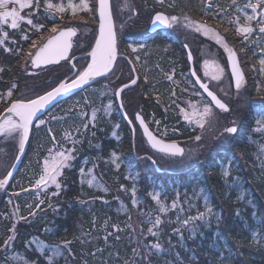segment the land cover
Returning <instances> with one entry per match:
<instances>
[{
	"label": "trees",
	"instance_id": "trees-1",
	"mask_svg": "<svg viewBox=\"0 0 264 264\" xmlns=\"http://www.w3.org/2000/svg\"><path fill=\"white\" fill-rule=\"evenodd\" d=\"M139 1L140 4H143L150 0ZM166 1L167 10L171 14L187 13L193 18L207 19L211 23L228 28L230 32L235 34L232 25L227 24V22L218 23L220 15H217L215 7L211 10H205L211 13L205 15V12L201 11V0ZM214 3L227 6L230 0H214ZM238 3H242V1L238 0ZM152 5L154 6V4ZM92 6L93 14L85 13L84 19L94 26L96 24V5ZM227 15H235L232 8H228ZM213 16L216 18L213 19ZM46 25H48L47 27L50 26L49 23ZM257 39L258 35L254 32L248 41L242 42L241 39L234 41L244 49V64L249 71L247 77L249 94L255 102L251 105L264 104V100H261V96L264 95V74H261L259 64V60L264 58V54L260 51L261 45L253 42ZM120 40V48L122 53L126 55L128 54L126 48L130 46V41L126 38ZM145 44L149 45L152 53H148L145 58L148 65L146 74H143V71L140 74L139 87L141 86L142 109L147 114L146 117L151 118L154 115L159 119L160 124L163 123V126L168 128L166 132H163V128L162 133L156 131L157 136L172 142L191 140L197 135L198 130H190L182 121H178L174 125L171 124L172 121L175 122L172 118L174 105L169 104L167 85L160 84L158 81L159 65L162 61L160 58H164L163 46L167 44L169 48L176 49L178 44L174 38L166 40L161 37ZM14 55L6 56L0 50V69H3L0 71V114L9 106L11 100L6 99L7 90L15 83L17 87L13 89V93L16 94V90L19 91L24 81L17 69L16 54ZM105 81L106 79L96 82L72 98L58 104L39 119L45 120L46 123L39 127L36 124L32 126L20 167L5 189L0 190V245H3L7 235L11 234L8 229L12 228L13 224L16 226V239L12 248L7 251L0 250V264H12L7 255L15 253H20L35 264H45L46 257L36 253L32 247L26 244L33 237L40 238L48 245L60 244L64 240L73 241L70 247L74 256H69L67 259L59 258L56 264H84V261H87V264H102L103 261H106L107 264H123V259L130 257L132 255L131 249L136 246L134 242H130L131 230L125 229V231L118 233L121 236L119 242L114 237H109L106 245L103 237L107 232L112 231V224H119L121 228H125L131 213L127 207H125L127 212L121 211V204L123 203L117 193L121 192L126 195L127 199L125 198V200L130 203L133 187L136 188L138 204L133 208L135 211L134 216L131 217V223L134 219L139 221L144 219L141 212L152 211L155 214L156 205L148 195L149 192L160 193L161 200L164 202L179 200L182 208L183 205L185 206L184 201H187V196L192 194L193 189L197 188L204 189L205 193L208 194L209 206L213 208L215 215L219 214L221 217L219 226L217 220L212 219L206 223L207 225L200 224L194 236L190 237V234L185 231L183 233L184 239H180L170 232L173 227H179L178 224L165 225V234L161 238L165 251L158 260L154 259V264H220L221 251L224 252V256L229 257L224 260V264H264V223H262L264 220V154L259 152V146L264 145V134L253 132L255 125L250 105L247 107V114L244 116L242 125H240L241 134L233 139L226 151L212 159L210 158L202 165L200 164V168L177 172L169 176L156 171L143 172V169H147L151 163L148 160H143V156L138 157L136 154L137 150L132 141V132L127 123L120 115L112 116V124L104 121V117L100 116L101 118L97 121L95 128L89 126L83 135L78 136L82 143L78 145L79 150L75 153L76 158L72 161V167L65 169L64 175L60 178L62 183L60 194L52 196L51 193L56 189L51 187L41 195L38 202L33 201V195H29L33 193V184L27 180V175L31 168L35 171L38 170L39 161L44 159L47 149L53 146L51 137L48 135L49 129L52 130L58 141L65 144L66 147H71L70 144L63 141L61 135L65 130L82 127L83 124L76 112L66 111L67 115L74 116L76 114L73 120L74 125H66V118H60L59 121L53 122L52 119L56 116L52 117L51 112L62 107L67 108L74 103H83L85 99H89L86 94L93 89L102 87ZM258 87L259 93L257 92ZM28 88L26 86L27 95L25 96L30 93L35 94V91L41 92L40 87L31 88V90ZM3 97L5 98L3 99ZM111 98L115 101L113 97ZM84 105H86L85 102ZM150 111L151 113H149ZM62 113L59 114V117L63 115ZM151 126L150 129L152 130ZM1 139L3 138L0 137ZM250 139L255 143L250 142ZM112 152L121 157L119 169L111 163ZM142 161L147 165L143 169L140 166ZM93 164H95V172L107 188L106 192L81 184L80 169L84 168L87 171L93 168ZM225 167L229 168L231 174L233 172V178L230 177L227 182L221 175L222 169ZM137 173L139 174L137 179H126V177L135 176ZM122 185L125 191H121ZM23 189H28V191H23ZM240 192L246 195V199L243 201L238 199ZM14 193L18 195H14ZM25 197L26 199H24ZM41 200L44 203L40 204ZM26 201H29V206L28 202L25 204ZM16 203L21 214L14 220L11 218L10 209ZM37 204H40L39 208L35 207ZM200 206H197L198 211H202ZM178 210L180 209L177 208L174 211L175 219L179 214ZM33 211L35 216H29V213ZM194 213L192 211L187 212L189 215ZM254 213L255 215H253ZM20 216L27 217V220L19 219ZM106 220L109 223L105 229L104 222ZM93 221H95V226ZM148 226L147 224L142 225L145 234ZM215 233L220 234V242L215 248H211ZM145 242H155V240L148 236ZM97 248L104 251L98 252L94 258L86 255V253L95 251ZM169 249H171L170 252ZM117 253L119 259L116 258Z\"/></svg>",
	"mask_w": 264,
	"mask_h": 264
},
{
	"label": "snow or ice",
	"instance_id": "snow-or-ice-1",
	"mask_svg": "<svg viewBox=\"0 0 264 264\" xmlns=\"http://www.w3.org/2000/svg\"><path fill=\"white\" fill-rule=\"evenodd\" d=\"M42 0H0V48H3L5 53H11L13 50L11 47L6 45V41L10 44H16L18 41L11 39L10 33L5 31L3 26L12 30H20L21 25L25 24L29 26L28 29H24V34L20 39L28 41L30 36L28 35L29 30H34L35 33H41L44 28L43 24L34 22L38 16L41 9ZM157 4L163 5L164 0H156ZM202 8L201 11L205 12V15H210L209 11L213 7L217 9V15H220L218 23L227 24L234 26V31L237 36L243 37L244 41H248L254 32L257 33L258 39L253 41L261 45L260 51L264 54V0H243L242 3H238V0H230L227 6H221L215 4L214 0H201ZM228 8H232L235 15L228 16ZM26 9H31L26 15H22ZM71 10V15L73 17L77 16L79 12H91L92 9L89 6L88 0H79V4H73L71 0L65 6L62 3H52L51 0H43V11L45 13L51 14L52 16L60 15L63 19V14L66 10ZM250 10L245 11V10ZM99 17V28L98 35L95 38V45L91 48V51L87 55L91 58L87 66L82 70H76L77 74L75 78L70 81L65 78L59 81V83L53 87L50 91L45 92L43 95H39L34 99H17L10 101L9 106L5 109L7 116L0 114V134H7L13 136V138H18V150L20 154L24 153L25 145L29 140L30 129L33 125L34 119L37 118V114L44 111L49 104L55 101L58 97H62L68 93L73 92L76 89H80L85 85H88L91 81L95 80L99 76H105L114 70V63L117 59V44H116V32L114 31L113 14L109 4V0H98V8L96 9ZM132 15H137L135 9L132 10ZM241 17H243V23H241ZM216 17L213 16V19ZM151 25L153 28L162 29H176L177 27L190 29L202 35L208 36L214 39L216 44L220 45L224 52L227 54L228 64L231 68V77L235 84V89L237 93L240 92L244 85L245 79L244 74L241 71L239 60L237 58V52L230 48L226 42L225 37L210 28L207 22H194L187 15L182 17L176 15H169L164 12H156L151 18ZM229 29H225L228 31ZM49 35L47 38L43 34L39 35L37 40L31 41V49L34 51H29L26 55L30 59L33 67H40L42 65L49 64H59L62 60H68L69 63V53L73 47L72 37L76 35V29L73 27L61 28L55 21H53V26L48 30ZM131 47V46H130ZM184 47L188 49V45L185 44ZM244 49L242 48L241 51ZM21 50H17V55L20 54ZM133 53L137 52L135 47H131ZM136 61H139V57H136ZM188 61L191 64L193 61V56L191 51H188ZM130 64L132 60L128 61ZM260 72L264 74V58L259 60ZM204 77L210 78L212 81H221L225 74V68L222 67L215 60L205 59L202 65ZM72 69H76L73 64ZM3 71V69H0ZM136 69L133 68L132 72L135 73ZM191 76L194 78L195 84L199 86V89L203 90L208 98L205 100L201 106L194 103L188 104V109L180 108V113L182 118L189 126H195L196 128L205 130L206 125L211 127L216 120V111L218 109L221 113L230 112V107L225 103L217 94L210 89L209 83L203 82L201 77L198 75L195 69H191ZM169 81L173 80L172 75H167ZM147 81V78H145ZM131 85L137 83L136 79H131ZM129 84H124L122 87L115 89L114 96L117 101H120V110H124V105L121 99V94ZM17 85L13 83L11 88L6 92V97L11 98L13 96V89ZM260 89L257 88L259 93ZM195 95H200L199 91L194 93ZM175 95V92L172 93ZM261 100H264V95L261 96ZM85 104L90 103L85 99ZM214 106V107H213ZM112 103L109 102L106 105H102L101 108H92L91 113H80V118L83 120L87 117V120L82 124V127H76L71 130H65L62 135L63 141L71 145V147H66L65 144L57 140L56 136L53 134L52 130L49 129L48 135L51 137L52 147L47 149V155L42 161L41 173L35 180L33 185L34 189H39L45 191L49 186L54 185L56 191L51 193L52 196H58L62 188L61 177L64 175L65 169H70L72 167V161L75 160V153L79 150L78 145L82 143L78 136L83 135L89 126L95 128L97 126V121L99 119L98 112H103L105 116L110 115L112 111ZM253 116L254 125L253 132L264 134V104L260 105H250L249 106ZM71 110V109H70ZM125 119H128L125 115ZM135 120L139 122L140 128L143 130L144 137L147 140L148 145L156 153L160 154V157L164 161H174L176 158H186V153L184 148L180 147L177 143H165L163 140L158 139L150 130L140 113H137ZM43 120H39L36 125L39 127L44 124ZM131 124L132 121L129 120ZM159 124V121H156ZM239 132V128L236 121L231 122V126H225L221 133V136L225 137H235ZM202 135L195 136L196 141H200ZM250 142L255 143V141L250 139ZM259 152L264 154V145L259 146ZM190 155V154H189ZM149 159L154 165H158V161L152 156L142 157V159ZM20 159V155L16 156V160ZM111 163L115 165L117 169L120 167L121 157L112 152ZM11 167H15L12 164ZM95 164H93L92 169L85 171L84 168L80 169L81 173V184H87L89 188H96L101 192H106L107 188L100 182V180L93 174ZM138 173L135 176L126 177V179H137ZM222 177L225 182L230 178L229 168L222 169ZM12 176V172L8 171L7 175L3 179H0V189H3L9 182V178ZM235 184V181H234ZM23 191H28V189H23ZM121 191H125L123 185L121 186ZM14 195H18L14 193ZM148 195L155 202L156 209L155 214L152 211L141 212V215L145 217L138 222V224L133 225L131 223V216H129V221L125 224V228H121L119 224H112V231L107 232L103 237L105 244L107 245L109 237H114L117 242L121 240V236L118 233L125 231V229L131 230V240L130 242L135 243V247L131 249L132 255L123 259V264H154V259L158 260L159 256L164 253L165 249L161 243V238L164 236V226L172 223H176L179 227L173 228V235L178 236L180 239H184L183 233L187 231L191 236H194L199 229V224H206L210 222L215 213L213 208L208 205L207 196L205 195L204 189H200L198 196H203L205 200L204 210L197 211L196 215H186L184 217L177 216L175 222L171 220H165L163 217L168 214L170 210L177 209V201L173 200L171 204L165 203L161 200L160 193L149 192ZM238 199L243 201L246 199V195L243 192L238 194ZM44 203L43 200L40 204ZM189 208L192 207L190 201H186ZM40 204L35 207L39 208ZM138 204L136 197V188L132 189V206L136 207ZM51 207V205H49ZM182 210V209H181ZM121 211L127 212L128 210L121 204ZM255 215V213L253 214ZM29 216H35V212H30ZM239 216V213H237ZM19 219L27 220V217L20 216ZM221 217L216 216V220L219 226V221ZM199 222V224L197 223ZM108 221L104 222L105 229L108 227ZM264 223V220H262ZM147 224V233L145 234L142 225ZM95 226V221H93ZM137 229L139 232L137 233ZM16 226L13 224L12 228L8 229L11 233L7 235L0 245V250L7 251L12 248L15 237ZM47 231V229H46ZM151 236L154 238L155 242H145L147 237ZM255 239V236L253 237ZM220 242V234L215 233L212 238L211 248H215ZM73 241L64 240L60 244L48 245L39 238H32L27 241L26 244L31 247L35 246V251L46 257L45 264H56L59 258H65L69 256H74L71 244ZM83 243V241H82ZM226 247V246H223ZM104 250L97 248L95 251L86 253L93 258L98 252L102 253ZM171 249H169V252ZM110 255H112L110 253ZM221 262L224 264V260L229 257L224 256V252H220ZM116 258L119 259V254H116ZM14 261H22V264H35V262L29 261L26 257H21L19 253H16L13 257ZM87 264V261H84ZM102 264H107L103 261Z\"/></svg>",
	"mask_w": 264,
	"mask_h": 264
},
{
	"label": "rangeland",
	"instance_id": "rangeland-1",
	"mask_svg": "<svg viewBox=\"0 0 264 264\" xmlns=\"http://www.w3.org/2000/svg\"><path fill=\"white\" fill-rule=\"evenodd\" d=\"M93 1L88 0L89 6L92 9L91 12H79L77 16L73 17L71 15V10L68 9L63 14H61L63 16V19H61L60 15L52 16L51 14L45 13L43 11V0H42L39 16L34 22L43 24L44 28L41 30V33L39 34L35 33L34 30H29L28 35L30 36V39L28 41H24L20 39V37L24 34V29H28L29 26L22 24L20 30H12V29L7 28V26H3L4 30L10 33L11 39H15L18 42L16 44H10L9 42L6 41V45L11 47L13 50L11 53H5L3 51V48H0V50L6 56L8 55L15 56L14 54L16 53L14 51L17 52V50L22 49L19 55L16 54L15 59H16V65H18L17 69L20 75L24 78V81L22 82L19 88V91L16 90L17 91L15 92L16 94H14L11 98L6 97V99H9V100L11 99L12 101L17 100V99H25V100L34 99L37 96L41 95L43 92H46L47 90L53 88L55 85L59 83V81L64 80L65 78L71 80L77 74L76 70L81 71V69H84L87 66L89 62V58H90L87 55V53L91 51V48L95 44V38L97 36V31H96V28L92 25V23H89V21L83 19L82 17H80V15L81 14L83 15V13H86V14L89 13L90 15L93 14L94 9L92 5H96V0H93ZM51 2L52 3H62L63 5L66 6L69 3V0H62V1H52L51 0ZM71 2L73 4H79V0H74ZM133 9H135L137 12V15L135 16L132 15ZM111 10L113 14V21H114L115 28H116V37H117L118 45L120 44L119 41H121L120 40L121 38H126L128 40H131L132 38H142L145 35H147L148 25L150 23L152 15L154 14L153 10L145 7L143 4H140L138 0H112ZM30 11L31 9H26L21 14L26 15ZM245 11L250 12V10H247V9ZM178 16L182 17L183 15H178ZM191 20L194 22H207V19H202V18L200 19L195 18ZM53 21H55V23L61 28L73 27L76 29V36L74 37L73 43H72L73 47L69 53V58L71 62L69 63V61L66 60L65 62L61 61L59 64L55 66H44L42 68L34 69L32 67L30 59L26 55L29 51H34L33 49H31V41L37 40L40 34H43L45 38H47V36L50 34L48 30L53 26ZM48 22H51L49 27L45 26V24H48ZM207 25L210 28L218 31L221 34V36L225 37L226 42L228 43L229 47L234 49L237 52L238 54L237 58L241 66V70L243 71L245 82L240 92L237 93L236 89L233 87V82H232V78L229 72L228 64L226 63V60H225V58L227 57V54L224 52L223 48L220 45L216 44L214 39H211L208 36L202 35L190 29H184L180 27H177L176 29H169L170 32H167V36L174 38L175 41H178L182 43L183 45L185 44L188 45L189 50L191 49V52H192L193 65L196 67L202 81L209 83L210 89L214 91L217 94V96L221 98L225 103H227L231 109L230 112L228 113H221L219 112L218 109H215L217 113L215 122L213 123L211 127L206 125L205 130L203 131L199 128H196L195 126H189L182 118V115L180 113V108H185L186 110L190 111V109H188L189 103H194V104H197L198 106H201L202 103L207 99H205L201 94L195 95L194 93L198 91H196V89L189 82L185 81L182 83L178 80L176 81V79L174 78L173 80L170 81L171 82L170 87L169 85H167L168 93H169L168 95L169 96L171 95L169 104L171 106L174 105L173 106L174 109L172 108L173 110L172 118L175 121V122L172 121L171 124L174 125L178 121H182L185 125L189 127L190 130H193V129L198 130L197 135H202V139L200 141H196L194 137L193 139L188 140V141L177 142L180 147L184 148L185 153H186V158H176L174 161L166 162L161 159L160 154L153 153L148 148L147 143L142 138L141 129L139 127L138 122L135 120V116L137 113L141 114L144 121H146V124L149 127V129H150V126L152 125L151 127L153 129L152 130L150 129V130L155 134H156V131H159V133H162V128H163V132H166L168 131V128L164 127L163 123L160 124L159 119L156 118L154 115H152L151 118H149V116L146 117L147 114L143 111L142 105H141L139 84L131 85L130 83L133 77V73L129 67V63L127 62V60L123 56L121 58L120 53H122L123 51L120 48V45L117 46L118 47L117 52L120 57L118 58L116 62V66L113 72L111 73V75L105 78L106 81L102 87H100L99 89H93L86 94V96H88L90 99V100L87 99L88 101H90V103L84 105V101H83V103L82 102L74 103L67 108L62 107V108H59L58 110L55 109L53 112H51L52 117L56 116L54 119H52V121L57 122L59 121L60 118H66V121H67L66 125L68 124L74 125L75 122L73 120L76 114L74 116H71V115H67L68 114L67 112H72V111L76 112L77 115L80 117V113L90 114L92 108L94 107L101 108L102 105H106L109 102H111L113 107H112V111L110 115L105 116L103 112L101 111V112H98V117L99 119L101 117H104V121L108 122L109 124H112V121H111L112 116L119 115V111L116 106V101H113L111 97L115 99V96H114L115 89L123 86L124 84H129L130 86L126 88L124 92L121 94V99L124 105V112L128 117L127 125L129 126V129L132 132V141L134 144V148L137 150L136 154L138 155V157L139 156H143V157L152 156L158 161V165H154L151 162V160L144 158L145 160H148L152 166L150 165L148 166L147 169H143L144 166H147V165L144 161H142L140 163V166L143 169V172L156 171L159 173H163L165 176H169L177 172L178 173L185 172L190 169H194L198 167L200 168L202 163H204L205 161L209 160L210 158L212 159L215 156H218L219 154L226 151L229 148V146L232 144L233 139H235L238 134H241L240 132H242L241 131L242 129H240V125H242L244 116L247 114L246 113L247 107L255 103L254 100L251 98L252 97L251 94H249L250 89H249V84L247 80L249 71L247 69L248 67H246L244 64V54H243V51H241L242 48L240 47V44L234 43L235 40L238 41L239 39H241L243 42L244 41L243 37L237 36L236 34L230 32L229 30L225 31L226 27H222L219 24H216L213 22L212 23L207 22ZM233 29H234V26H233ZM136 49H137V52L133 53L131 51V47L126 48V50H129L130 54L132 53V57L134 56L139 57L138 64L141 65L140 57L143 56L142 54L143 49L141 48H136ZM205 59L210 60V61L215 60L222 67L225 68V74L221 81L219 82L212 81L210 80V78L204 77L202 65ZM133 60L135 61V63H137L136 58ZM73 64L76 66L75 70L72 69ZM31 71L32 72L36 71V72L32 73ZM142 82L144 83V81ZM26 86L29 87L28 90H31V88L36 89L40 87L41 92L35 91L36 92L35 94L30 93L28 94V96H25L27 95V92L25 90ZM172 90H174L175 95H172L173 93ZM4 98L5 97H3V99ZM173 101L174 102L177 101V103H175L176 105L173 104ZM61 112H63L62 113L63 117L62 116L59 117L60 116L59 114ZM79 120L84 123L85 120H87V117H84L83 120L80 118ZM129 120L132 121L131 124L129 123ZM233 120L236 121V124L239 128V132L234 138L228 137L226 139L225 137L221 136V133L225 126H231V122ZM43 121L45 122V120ZM156 121H159V124H157ZM38 123L39 122H36L35 124L37 125ZM114 125H117V124H114ZM1 135H2L1 138L3 139L0 140V179H3L5 175H7V172L10 171V169L12 168L11 166L12 164H14L16 156L19 153V150H18V138H13V136H9L7 134H1ZM42 161L43 159L39 161L40 163H39V168L37 171L31 168L30 172H28L27 180H29L30 183L32 182L33 185L35 183V180L38 178V176L41 173ZM225 168H228V167H225ZM93 174L102 183L101 179L99 178L95 170H93ZM230 174H231V171H230ZM232 174L230 177L233 178ZM232 181H234V179ZM85 185L87 184L85 183ZM51 187L55 188L54 185H51L45 191H41L39 189H34L32 187L33 193L31 192L32 194H29V195H33V201L36 200V202H38L39 201L38 199L41 198V195L44 194L46 191H48ZM199 191H200V188L193 189L192 194L187 196V201L191 202V205H192L191 208H189L188 203H186L185 201H184L185 206L183 205L181 208L179 200H177V205H178L177 208L180 209L178 210L179 211L178 215L180 217L189 215L187 214V212L190 213L191 211L192 213L195 212L193 215H196L198 211L197 206H200V205H201L200 207H202V211L204 210L205 200L203 196L197 195ZM27 193L28 192H26V194ZM117 195L120 198V200H122L124 207H127L128 209H130L131 217H133L135 210H133L134 207L132 206V201L130 203L126 201L125 200V198L127 199L126 195H124L121 192L117 193ZM205 195L207 196V202H209L208 194L205 193ZM24 199H26V197ZM27 202L29 206L30 205L29 201H26L25 204H27ZM165 203L169 205L171 204V202H165ZM186 207L187 209H185ZM175 210H170L168 214L164 216L163 218L165 220H171L175 222L176 221L174 217ZM10 212L12 215L11 218L13 219L17 218L19 214H21L20 210L18 209L17 203L16 205H14V207L13 206L11 207ZM216 216H219V214L213 216L212 218H210V220L212 219L216 220L215 218ZM138 222L139 220H135V219L132 221L133 225L138 224ZM197 223L199 224V222ZM204 225H207V224H204ZM173 228L170 229V232H173ZM138 232H139V229H137V233ZM33 238H37V237H33ZM31 247L33 248V250L35 249L34 245ZM15 254H8L7 255L8 259L12 261V264H22V261H14L13 257L15 256ZM20 256L23 257L21 254Z\"/></svg>",
	"mask_w": 264,
	"mask_h": 264
},
{
	"label": "flooded vegetation",
	"instance_id": "flooded-vegetation-1",
	"mask_svg": "<svg viewBox=\"0 0 264 264\" xmlns=\"http://www.w3.org/2000/svg\"><path fill=\"white\" fill-rule=\"evenodd\" d=\"M52 1H62V0H52ZM71 1H74V0H71ZM242 2H243V0H242ZM139 3H140V1H139ZM151 3L152 2L150 0L149 2H144L143 5L145 7L150 8L151 10L154 11V14L152 16H154L156 12H164L166 14L176 15V16H178V15H187L189 18L195 19L192 16L188 15L187 13L171 14L169 12V10H167V1L166 0H164L163 5L157 4L156 0H153L152 4H154V6ZM84 15H85V13H83V15L81 14L80 17H82L84 19L85 18ZM207 22H210V21L207 20ZM48 23L50 24L51 22H48ZM241 23H243V17H242V22ZM45 26H48V25L45 24ZM96 26H97V21H96ZM167 32H170L169 29H162V28H159V27L155 28V30L152 31L151 30V20H150V23L148 25L147 35H145L142 38H132L131 40H129L131 47L143 49V51H142L143 56L140 57L141 58V65L138 64L139 61L137 63H135V61L133 59H135L137 56L132 57V53L130 54L129 50H128V54H126V55H123L122 53H120L121 56H127L128 61L130 59L132 60L131 64L128 61L127 62L129 63V67H130L131 71H132L133 68L136 69L135 73L132 72L133 73L132 79H134V78L137 79V83L136 84H139V81H140V78H141V76H140L141 72L143 71V74H146V72L148 70V65H147V61H146L145 58H146V56H148V53H152L150 48H149V45H147L145 43L148 42V41H153L157 37H161V38H164L166 40L169 39V38H172V37L167 36ZM73 39H74V37L72 38V43H73ZM176 44H178V47L176 49L173 48V47L169 48V45H167V44L163 46L164 58H162V57L160 58V60L162 59V61H160L161 64L159 65V69H160L159 73H158V77H159L158 81H159V83L163 84V85H169V87H170V83L171 82L167 79V75H172L173 78L176 79V81L178 80V81H180L182 83L186 81V82L191 83V85L196 89V91H199V93L203 96V94H202L201 90L199 89L198 85L195 84L194 78L191 76V69H195L196 71H197V69L193 65V61H192L191 64L188 61L189 48L186 49L184 47V45L182 43L178 42V41H176ZM190 51H191V49H190ZM225 60H226V63H227V57L225 58ZM197 73H198V71H197ZM198 75H199V73H198ZM143 78L145 79L144 75H143ZM140 88H141V86H140ZM172 91L174 92V90H172ZM175 91H176V89H175ZM170 96L168 95L169 98H170ZM175 103H177V101H175L174 104ZM159 106H162V105L159 104ZM149 113H151V111Z\"/></svg>",
	"mask_w": 264,
	"mask_h": 264
},
{
	"label": "water",
	"instance_id": "water-1",
	"mask_svg": "<svg viewBox=\"0 0 264 264\" xmlns=\"http://www.w3.org/2000/svg\"><path fill=\"white\" fill-rule=\"evenodd\" d=\"M109 4H110V0H109ZM110 7H111V6H110ZM97 8H98V0H97ZM96 16H97V22H98V26H97V35H98V28H99V17H98V13H96ZM151 30H152V31L155 30V28H153L152 25H151ZM114 31H115V29H114ZM116 44H117V40H116ZM94 45H95V44H94ZM118 58H119V56H118V53H117V59H116V61H115V63H114V68H115V65H116V62H117ZM90 59H91V58H90ZM62 61H63V60H62ZM89 62H90V61H89ZM227 62H228V60H227ZM55 65H57V64L42 65V66H40V67H33V66H32V67H33L34 69H38V68H42V67H44V66H55ZM228 67H229V72H230V75H231V68H230L229 64H228ZM240 68H241V67H240ZM241 71H242V70H241ZM111 73H112V72L108 73V74L105 75V76H99V77H97L95 80L91 81L88 85H85L84 87H82V88H80V89H76V90H74L73 92L68 93V94H66V95H64V96H62V97H58L55 101H53L51 104H49V105L47 106V108L44 109V111H42V112H40V113L37 114V118L34 119L33 125H34L35 122H37L41 117H43L46 113H48V112H49L53 107H55L57 104H59V103L65 101V100L69 99V98L72 97L74 94H76V93L82 91L83 89L87 88L89 85L93 84L94 82H96V81H98V80H100V79H103V78H107L109 75H111ZM231 78H232V77H231ZM69 81H70V80H69ZM232 82H233V87L235 88L234 81L232 80ZM202 91H203V90H202ZM204 94H205V93H204ZM205 95H206V94H205ZM117 104H118L119 111H120V113H121L123 119H124L126 122H128V119H125V115H126V114H125L124 110H123V111L120 110V101H117ZM2 115H3V116H7V113L4 111V112L2 113ZM138 124H139V122H138ZM33 125H32V126H33ZM139 127H140V126H139ZM31 128H32V127H31ZM140 129H141V128H140ZM30 132H31V129H30ZM141 132H142V136H143V138L146 140V138L144 137V134H143V130H142V129H141ZM0 136H1V134H0ZM29 136H30V134H29ZM146 142H147V140H146ZM165 143H172V142H165ZM26 144H27V143H26ZM148 146H149V145H148ZM149 147H150V146H149ZM25 148H26V145H25ZM151 150H152V149H151ZM152 151H154V150H152ZM24 152H25V150H24ZM154 152H155V151H154ZM18 155H20V159H19L18 161L15 159V162H14L15 167H14V168L12 167V168L10 169V171L12 172V176L9 178V182H8V184L10 183V181L12 180V178L15 176L16 172L18 171V169H19V167H20V164H21V162H22V158H23L24 153H23V154L18 153ZM8 184H6V185L4 186V188H5Z\"/></svg>",
	"mask_w": 264,
	"mask_h": 264
},
{
	"label": "bare ground",
	"instance_id": "bare-ground-1",
	"mask_svg": "<svg viewBox=\"0 0 264 264\" xmlns=\"http://www.w3.org/2000/svg\"><path fill=\"white\" fill-rule=\"evenodd\" d=\"M151 2L153 3V0H151ZM94 27L96 28V30H97V26L94 24ZM117 46H118V43H117ZM127 61H128V59H127V56H123ZM121 58H122V56H121Z\"/></svg>",
	"mask_w": 264,
	"mask_h": 264
}]
</instances>
